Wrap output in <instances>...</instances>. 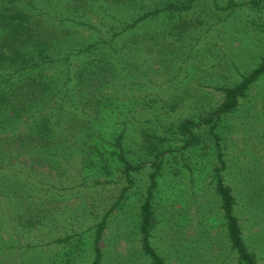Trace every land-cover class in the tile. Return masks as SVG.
I'll return each mask as SVG.
<instances>
[{"label": "rangeland", "instance_id": "rangeland-1", "mask_svg": "<svg viewBox=\"0 0 264 264\" xmlns=\"http://www.w3.org/2000/svg\"><path fill=\"white\" fill-rule=\"evenodd\" d=\"M79 10L90 16L81 46L103 48L97 62L104 50L112 55L107 78H97L105 88L88 92L91 117L59 127L57 168L36 158L22 172L0 165V264H93L106 216L101 264H151L140 224L154 172L151 244L166 264H241L215 191L222 162L244 241L264 264V74L220 118L217 136L205 121L223 88L264 60V0H99ZM149 10L160 13L136 21ZM185 120L200 125L194 135L180 127ZM121 133L127 159L141 166L132 183L117 155Z\"/></svg>", "mask_w": 264, "mask_h": 264}, {"label": "trees", "instance_id": "trees-1", "mask_svg": "<svg viewBox=\"0 0 264 264\" xmlns=\"http://www.w3.org/2000/svg\"><path fill=\"white\" fill-rule=\"evenodd\" d=\"M97 1L0 0V165L3 168L7 164H14L22 172L28 165L27 161L35 158L37 161L51 162L57 168L61 157L56 150H60L59 145L66 134L63 129L58 133L59 127L62 123L80 122L92 116L87 106L89 101L96 98L94 94L90 97L87 95L94 85V91L105 88L97 78L103 73L107 76L105 71L108 66L104 71L103 65L112 64V55L109 56L104 50L97 62L95 55L103 48L93 44L81 46L86 38L83 29L90 25V16L81 12L79 6L88 4L94 9ZM252 1L260 3V0ZM97 7H101V10L104 8V14L109 11L106 4L99 3ZM171 7L188 10L191 4L182 7L171 4ZM156 13H160L159 10H149L136 21ZM114 19H117L114 23L126 21L115 15L112 21ZM132 25H136L135 21ZM115 41L116 37H113L108 45L116 51ZM263 74L264 60L241 83L223 88L224 101L205 119L215 136L214 129L220 118L237 108L252 83ZM199 126L193 120H185L180 127L185 133L194 135ZM123 137V133L118 137L117 155L124 167L123 176L132 183L131 173L139 171L141 166L127 159ZM219 158H222V154ZM224 169L223 162L216 167L214 185L220 198L229 244L241 264H259L256 254L249 250L244 241L241 221L235 214L236 197L222 176ZM155 176L156 172L152 174L141 205V242L152 259L151 264H166L165 258L151 244V230L156 220L153 206L157 188ZM21 183V180L13 183L19 194L24 191ZM106 217L97 225L93 264H101L100 242L107 227Z\"/></svg>", "mask_w": 264, "mask_h": 264}]
</instances>
